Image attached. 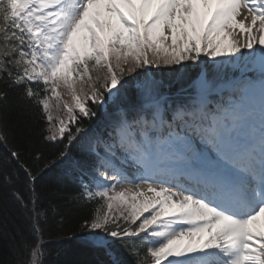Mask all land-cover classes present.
I'll return each instance as SVG.
<instances>
[{
    "label": "snow or ice",
    "instance_id": "obj_1",
    "mask_svg": "<svg viewBox=\"0 0 264 264\" xmlns=\"http://www.w3.org/2000/svg\"><path fill=\"white\" fill-rule=\"evenodd\" d=\"M165 69L198 72L165 91ZM10 101L78 185L63 207L8 147ZM0 145L34 236L6 264H59L62 241L95 264H264V0H0ZM84 208L49 248V210Z\"/></svg>",
    "mask_w": 264,
    "mask_h": 264
},
{
    "label": "trees",
    "instance_id": "obj_2",
    "mask_svg": "<svg viewBox=\"0 0 264 264\" xmlns=\"http://www.w3.org/2000/svg\"><path fill=\"white\" fill-rule=\"evenodd\" d=\"M167 74L160 79L169 84H179L187 81L193 76L196 70L189 72L183 77H174L172 73L165 69ZM131 81V77H127ZM173 87L171 86V89ZM64 100L71 103L70 97L62 95ZM34 109L10 101L7 109V124L13 130L14 135L10 137L9 148H16L21 152V159L25 165L37 175L35 184L37 192L41 195V206H47L49 202L53 205L63 207L66 203L77 195L79 188L76 183L65 176V166L57 167L53 165L44 169V165L58 156L59 148L56 145L46 144L40 139V125L31 124V115ZM32 131H29V128ZM40 154V159H36V154ZM71 156H79L78 147H73ZM8 149L0 145V264L7 261H15L22 255L20 247L21 236L28 240H34L31 232L30 221L27 218L25 209L21 201L17 199L16 193L28 202L31 192L28 188L26 174L22 169L10 163ZM42 169H44L42 171ZM92 208H84L74 213L73 218H66L60 222L51 210L48 212L49 219L45 227L46 238L51 237L53 243L49 248H53L55 237L59 233H69L78 227V222L86 217ZM64 254L59 258V264H95L98 256L80 248L74 243L61 242ZM50 257L46 258L49 259Z\"/></svg>",
    "mask_w": 264,
    "mask_h": 264
}]
</instances>
